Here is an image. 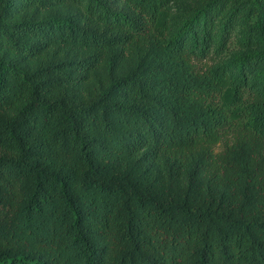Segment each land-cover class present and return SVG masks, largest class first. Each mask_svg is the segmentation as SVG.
<instances>
[{
    "label": "trees",
    "instance_id": "1",
    "mask_svg": "<svg viewBox=\"0 0 264 264\" xmlns=\"http://www.w3.org/2000/svg\"><path fill=\"white\" fill-rule=\"evenodd\" d=\"M175 1L0 0V264H264V0Z\"/></svg>",
    "mask_w": 264,
    "mask_h": 264
},
{
    "label": "rangeland",
    "instance_id": "2",
    "mask_svg": "<svg viewBox=\"0 0 264 264\" xmlns=\"http://www.w3.org/2000/svg\"><path fill=\"white\" fill-rule=\"evenodd\" d=\"M205 0H176L173 3V16L172 23L174 27H177L183 22V20L189 15V13L200 6ZM254 19V17H253ZM133 65V60H128L118 68L117 72H122L127 70ZM109 71V67L105 66L103 69L96 75V83L99 85L100 76H104ZM116 72V73H117ZM219 149V148H218Z\"/></svg>",
    "mask_w": 264,
    "mask_h": 264
}]
</instances>
